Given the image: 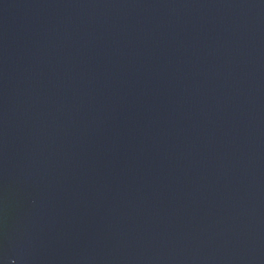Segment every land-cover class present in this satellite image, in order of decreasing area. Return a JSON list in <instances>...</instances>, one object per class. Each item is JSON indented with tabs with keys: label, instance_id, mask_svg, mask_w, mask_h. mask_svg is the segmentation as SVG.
<instances>
[{
	"label": "water",
	"instance_id": "1",
	"mask_svg": "<svg viewBox=\"0 0 264 264\" xmlns=\"http://www.w3.org/2000/svg\"><path fill=\"white\" fill-rule=\"evenodd\" d=\"M0 264H264V0H0Z\"/></svg>",
	"mask_w": 264,
	"mask_h": 264
}]
</instances>
